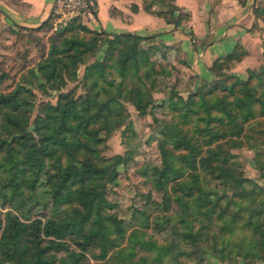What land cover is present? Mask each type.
Wrapping results in <instances>:
<instances>
[{
    "label": "trees",
    "instance_id": "trees-1",
    "mask_svg": "<svg viewBox=\"0 0 264 264\" xmlns=\"http://www.w3.org/2000/svg\"><path fill=\"white\" fill-rule=\"evenodd\" d=\"M143 1L146 10L166 22L177 8L171 0ZM245 1L238 0L241 5ZM158 4L166 9H153ZM252 13L264 22L263 4H256ZM177 15L178 20L188 17ZM50 20L48 16L38 27H18L41 30ZM152 38L108 34L73 18L56 32L46 57L36 63V85L45 95L48 90H59L56 101L44 102L31 118L29 98L33 93L29 87L16 84L9 91H0V198L13 208L5 209L0 218V264H87L89 246L99 247L96 256L104 257L125 235L123 218L111 209L107 188L116 182L117 165L128 163L129 151L101 157L100 134L108 135V121L114 115L119 118V94L131 95L130 102L140 115L152 104L143 85H125L131 76L168 74L164 69L154 70L148 50L139 44ZM99 43L107 45L105 58L85 65V95L76 98L71 89L62 91L68 81L75 80V70ZM240 48L236 43L232 51L212 63L209 70L214 76L223 61L233 59ZM110 74L114 75L109 79ZM6 77L0 70V83ZM104 93L107 97L103 99ZM162 101L157 105L172 111V117L163 123L154 117L161 137L160 162L149 168V177L156 189L174 181L173 196L162 193L160 199L151 198L153 207L166 210L175 201L180 208L179 219L188 228L184 235L193 247L199 227L192 231L190 221L218 220L221 236L216 250L221 256L233 252L246 260L260 257L264 248V195L251 196L252 188L246 186L249 179L226 147L247 145L254 151V164L264 177V156L257 148L264 140V67L248 71L244 80L234 77L228 84L226 80L201 79L197 90L186 98L171 88ZM187 124L191 125V135L188 128L183 129ZM218 180L226 185H215L213 181ZM243 198H252V204ZM36 207L41 212L31 216L30 210ZM238 218L243 219L246 230L233 235L240 226ZM131 244L153 250L157 264L172 252L167 243L149 237L132 239ZM132 245L119 252L124 260L135 254ZM60 250L63 253L57 255ZM131 262L153 264L147 255Z\"/></svg>",
    "mask_w": 264,
    "mask_h": 264
},
{
    "label": "rangeland",
    "instance_id": "rangeland-1",
    "mask_svg": "<svg viewBox=\"0 0 264 264\" xmlns=\"http://www.w3.org/2000/svg\"><path fill=\"white\" fill-rule=\"evenodd\" d=\"M154 7L158 11L166 9L160 4ZM178 13L186 14L180 11ZM175 18L181 22L188 19L183 16L182 19L178 20V15ZM69 21L57 22L51 19L41 30H23L18 26L12 25L0 15V70L4 71L7 76L0 83V91H9L16 84L29 87L33 93L29 98L32 105L28 113L31 118L36 113L38 114L44 102L53 104L58 98L59 90H48V94L45 95L36 85L38 80L36 82L35 75L39 79L36 63L46 57L49 42L55 38L56 32ZM257 28L260 36L258 42L264 46V30L258 24ZM154 37L143 40L139 44L148 50L150 59L155 63L154 70L164 69L168 74L151 73L147 76L142 74L140 77L131 76L125 81L127 88L135 87L138 84L143 85L151 101H153L154 107L151 106L152 104L149 105L146 113L140 115L132 105V102H130L131 95L119 94L118 102L121 103L120 119L115 115L111 117V120L108 121V124H111L109 125L111 132L108 135L104 132L100 134L103 140L99 145V155L101 157H110L116 153L124 155L126 151H129V155H127L128 163L126 165H117L119 173L116 182L107 188V198L113 204L111 209L123 218L126 228L125 235L107 250L104 257L96 256L99 252V247L89 246L86 252V263L132 264L131 260L138 259L140 255H147L151 258L153 264H157L152 258L153 250L142 248L135 244H133L135 254L131 258L124 260L119 255L120 251L125 252L132 245V239L149 237L158 240V242L167 243L172 247V252L165 255L160 264H264V248L261 250L260 257H249L247 260L233 252L221 256L219 251L216 250L221 236L218 220L213 222H208L205 219L201 222L199 220L190 221L192 224L190 229L192 231L199 227L195 241L196 246L193 247V245H190V238L184 235L188 228L179 219L180 208L175 201H172L166 210L153 207L150 201L151 198L160 199L162 193H168L173 196L172 186L174 183V181H171L165 184L163 189H156L152 187L149 177V168L158 166L160 162L158 142L161 137L158 130H156L157 123L154 117L159 119L161 123L169 121L172 117V111L170 112L157 104H161L162 100L167 98L171 88L175 89L183 98H186L188 93L196 91L201 83V79L190 72L187 63L181 59L177 46L160 44L155 41ZM98 45V48L91 55L86 56L85 62L79 64L75 70V80L72 82L68 81L61 88L62 91L71 89L72 95L76 98L85 95L87 91L83 79L85 65L94 59L103 62L105 58L107 45L102 43ZM235 51L237 55L233 59L223 61V67L216 69L217 76L213 75L211 79L205 80L208 82H212L215 79L226 80L228 84L234 77L244 80L248 76V71L257 72V70L264 67V50L263 52L259 51L254 59L248 58L246 56L247 52L242 48ZM113 75L110 74L108 78H112ZM39 81L42 82L41 80ZM105 86H107L106 82ZM113 92H115V89H113ZM218 94L220 95V93ZM106 97L107 94L104 93L103 99ZM1 123L2 119H0V127ZM190 126V124H187L183 129L188 128L189 130ZM188 132L190 135L192 134L191 130ZM258 144L257 148L264 156V140ZM210 146L212 147L213 144ZM228 146L226 149L233 154V159L243 171V175L249 179L246 186L252 188L251 196L259 197L264 195V177L260 175L254 164V151L248 148L247 145ZM205 148L206 145L203 146V150ZM1 175L2 172H0ZM206 175L209 176L208 173ZM183 180L184 178L181 179V181ZM213 182L219 187L226 185L225 183L222 184L223 182L220 180ZM243 201L249 205L252 204V198H243ZM7 208L13 210L11 204L8 202L2 203L0 198V218ZM14 211L17 212L16 210ZM40 212L36 207L32 208L29 214L35 216ZM236 222L240 226H238L237 231L233 235L241 234L246 230L242 224L243 219L238 218ZM61 253H63L62 250L57 255Z\"/></svg>",
    "mask_w": 264,
    "mask_h": 264
},
{
    "label": "crops",
    "instance_id": "crops-1",
    "mask_svg": "<svg viewBox=\"0 0 264 264\" xmlns=\"http://www.w3.org/2000/svg\"><path fill=\"white\" fill-rule=\"evenodd\" d=\"M95 18L84 23L108 34L133 33L152 35L155 41L177 46L181 59L189 71L200 79H211L212 63L232 51L236 43L247 52L248 58L263 52L255 17L256 4L264 0H172L176 5L173 17L166 22L145 9L143 0H95ZM53 0H0V15L20 27H38L48 19ZM156 7H153L155 9ZM188 14L185 21H177V12Z\"/></svg>",
    "mask_w": 264,
    "mask_h": 264
},
{
    "label": "built area",
    "instance_id": "built-area-1",
    "mask_svg": "<svg viewBox=\"0 0 264 264\" xmlns=\"http://www.w3.org/2000/svg\"><path fill=\"white\" fill-rule=\"evenodd\" d=\"M97 11L95 0H53L49 16L57 22L80 18L82 22L94 19Z\"/></svg>",
    "mask_w": 264,
    "mask_h": 264
}]
</instances>
